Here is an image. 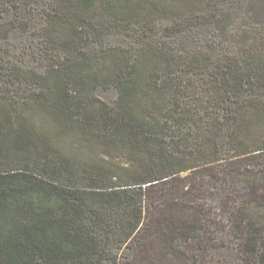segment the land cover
<instances>
[{"label":"trees","instance_id":"obj_1","mask_svg":"<svg viewBox=\"0 0 264 264\" xmlns=\"http://www.w3.org/2000/svg\"><path fill=\"white\" fill-rule=\"evenodd\" d=\"M51 1L44 71L0 47V264H197L202 187L261 189L264 0ZM113 32L128 41L95 45Z\"/></svg>","mask_w":264,"mask_h":264},{"label":"rangeland","instance_id":"obj_2","mask_svg":"<svg viewBox=\"0 0 264 264\" xmlns=\"http://www.w3.org/2000/svg\"><path fill=\"white\" fill-rule=\"evenodd\" d=\"M53 3L54 8H57V2ZM53 3L51 0H41L34 5V9L19 11L13 10L2 2L0 4L2 52L10 58L15 51L20 52L19 57H22L28 66L44 71L54 61L56 54V49H52L55 47L48 43L45 35V29L49 26L45 13L53 9ZM128 39L123 33L113 32L104 36L102 41L94 43L97 47H105V45L125 43ZM13 59L18 60L17 57ZM95 93L111 104L115 103L118 95L114 87L99 86ZM252 135H264V125H254ZM91 150L86 147L80 148L71 142L73 154L96 155V152H90ZM116 161L126 163L121 157L116 158ZM248 162L249 175L253 181L261 183V189L253 196L252 201H249V197L242 192L233 190L234 187L230 181L221 182L217 186L207 183L205 187H202L197 203L203 207L206 216L204 219L208 220L203 230L207 231L209 237L206 239L207 244L201 242L189 244L190 251L186 253L189 257L194 256L197 264H264V175H262L264 154L257 158H250ZM187 174L189 171L183 172L182 175ZM165 197L170 198L172 195L166 194ZM243 205H248L257 231L247 225L242 229L243 232L235 227V222L243 215H240L238 208ZM182 249H186L183 243L179 245L178 251ZM179 257H183V254H179Z\"/></svg>","mask_w":264,"mask_h":264}]
</instances>
